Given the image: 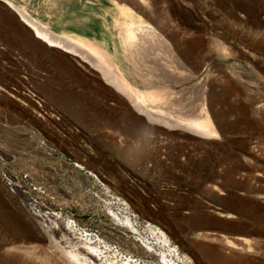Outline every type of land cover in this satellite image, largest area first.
I'll use <instances>...</instances> for the list:
<instances>
[{"label": "rangeland", "instance_id": "obj_1", "mask_svg": "<svg viewBox=\"0 0 264 264\" xmlns=\"http://www.w3.org/2000/svg\"><path fill=\"white\" fill-rule=\"evenodd\" d=\"M42 2L49 15L65 8L64 33L105 49L134 87L168 89L149 106L175 123L148 119L90 62L22 27L0 50V264H68L34 214L70 223L97 264H264V199L248 194H264V0H147L183 68L159 42L126 48L110 0ZM203 104L212 136L179 125L202 121Z\"/></svg>", "mask_w": 264, "mask_h": 264}, {"label": "bare ground", "instance_id": "obj_2", "mask_svg": "<svg viewBox=\"0 0 264 264\" xmlns=\"http://www.w3.org/2000/svg\"><path fill=\"white\" fill-rule=\"evenodd\" d=\"M146 1L147 0H140V3H138L140 4V6H135V10H138L136 12L134 11V9H131L129 6H127L128 4L126 3L125 5L117 2L116 0H110L113 6L111 12L117 15V27L121 31L120 35H122L124 43L131 44L134 37L137 38L138 41H136L138 42L139 48L142 50V53L146 55L148 49H150L154 45V43L156 45V42H159V44L161 43V46L163 47V49H161V55L171 57L175 62H177V64L181 65L182 68L185 67V65L187 66L186 62L179 55V52L176 48L177 45L171 40L167 39L166 35L168 34V32L165 35L164 33L166 30L164 31V28L162 29V26H160V24L154 22L155 20L152 21L153 15L152 12L146 7ZM6 4H8L15 12H17L22 22L33 31L35 36L39 40H41V42L45 43L51 48L60 49L65 53L73 54L75 56H81L83 61L85 60L86 62H90V64L93 66V69L95 68V71L98 73V75H100V77L104 79L106 83L112 86L119 95L127 98L130 104L135 107V109L146 115L150 120L162 119L166 121V124H169L171 125V127H173L172 125L175 122L172 120V118L169 119L167 116H164L163 113L155 111L149 106L150 103L159 102L162 98L165 99L168 94V89L154 88L140 90L134 87L125 77L114 58L110 56L107 51H105V49H103L101 46L91 42L89 38H85L81 35L70 36L63 31L56 32L29 16L28 13H26L23 9L21 10L15 4L11 3L10 0ZM130 5L133 6L132 4ZM129 52H131V55L134 58L133 62L135 64V67H140L141 65L138 66L139 64L136 60L137 58L135 59V52H133L131 48L129 49ZM132 56L129 57L132 58ZM143 61L146 62L145 60ZM143 61L140 64H144ZM202 108H204L202 121H195V119L194 121L192 119V121L189 122L180 123L179 121V125L182 126L183 129L185 128L186 130H192L197 133L199 132L201 135L215 134L216 131L214 129L213 123L209 118V115L206 114V106ZM34 215L41 220L40 225L42 226V229L44 231L43 233H45L44 235H46L49 239L51 248L58 251V253L67 261L68 264H97L96 262H98L101 255L99 253V250H96V248L94 249L93 247H86L81 245L77 246V243L75 241L76 239H78V232L71 227L70 223L64 224V222L62 223V221H58L60 217L56 215H53L51 217L55 218V221H58L57 223L47 221V219L44 218L43 215L41 216V214ZM122 223H125V229L127 231L131 232L132 234L137 233V229L133 228L129 221V218H126L124 222L122 221ZM201 236L206 238L205 234ZM29 237L32 236L30 235ZM30 239L31 238H29L28 240ZM227 245H229V247L231 248L237 247L236 244H234V242L230 241L229 239H227ZM146 248H148L147 245ZM148 249L151 251V247H149ZM152 251H154V249ZM162 263L175 264L174 261L166 260L165 257L162 259Z\"/></svg>", "mask_w": 264, "mask_h": 264}, {"label": "crops", "instance_id": "obj_3", "mask_svg": "<svg viewBox=\"0 0 264 264\" xmlns=\"http://www.w3.org/2000/svg\"><path fill=\"white\" fill-rule=\"evenodd\" d=\"M22 1L23 0H10L11 3L15 4L21 10L23 9L26 13L29 14V16L39 21L40 23H42L44 26L56 32H61V31L66 32L67 31V24L70 23V21H66L65 19L62 18V16H64L66 13L65 8H63L64 10L62 9V13L52 12L49 15L48 10L45 9L43 6L42 0H38V2H36V0H33L35 4L31 7L28 6L29 5L28 3H30L31 0H25V2L23 3ZM0 2L4 4V6H0L1 34H2L1 40L4 42L3 45L0 47V50L5 51V48L9 49L11 47L10 45H7L5 42L13 41L15 42L14 46H16L19 33L20 34L24 33L22 27L28 29L30 32V35L28 34L26 35L27 38L29 37V39H31L32 41L34 39L39 40L35 36L33 31L22 22L17 12H15L8 4H6L7 2H9V0H0ZM89 9H90V12H89L90 16L96 15L97 5L95 3L89 2ZM81 10H82V7L80 4L78 7L79 12L77 14H74L75 16L74 22L76 24H81L83 22L84 17H82ZM51 15H54L55 17L52 19ZM1 55H4L5 57H8L13 60L17 58L16 54H11L8 52H3V54ZM2 68L4 71H7L8 69H10V66L3 65Z\"/></svg>", "mask_w": 264, "mask_h": 264}, {"label": "water", "instance_id": "obj_4", "mask_svg": "<svg viewBox=\"0 0 264 264\" xmlns=\"http://www.w3.org/2000/svg\"><path fill=\"white\" fill-rule=\"evenodd\" d=\"M248 194L252 197V198H254V199H264V194H261V193H259L258 191H251V192H248ZM210 213H215L216 215H218V216H220V217H224L223 215H219V213L218 212H215L214 210H213V208H209V207H205ZM225 218H229V217H225ZM201 229L203 230V232H205V233H211V234H216V233H218L219 234V236H224V235H226V233H223V232H221V231H213V230H210V229H205V227H201ZM230 237V236H229Z\"/></svg>", "mask_w": 264, "mask_h": 264}]
</instances>
